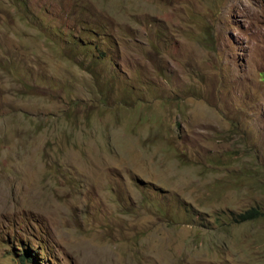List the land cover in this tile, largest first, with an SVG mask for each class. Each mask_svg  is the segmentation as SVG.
<instances>
[{
	"label": "rangeland",
	"instance_id": "obj_1",
	"mask_svg": "<svg viewBox=\"0 0 264 264\" xmlns=\"http://www.w3.org/2000/svg\"><path fill=\"white\" fill-rule=\"evenodd\" d=\"M0 264H264V0H0Z\"/></svg>",
	"mask_w": 264,
	"mask_h": 264
},
{
	"label": "trees",
	"instance_id": "obj_2",
	"mask_svg": "<svg viewBox=\"0 0 264 264\" xmlns=\"http://www.w3.org/2000/svg\"><path fill=\"white\" fill-rule=\"evenodd\" d=\"M87 44H85V46H86ZM89 46H91L92 47V49L93 48H98V47H96V45H89ZM53 49V48H52ZM100 48H98L97 50H99ZM71 49L69 48V51H70ZM92 51V50H91ZM54 52H56V50L54 51ZM94 52V51H93ZM68 54H70V53H68ZM67 54V55H68ZM93 61L96 63V58H94L93 57ZM262 216V213L258 210V209H252V210H250V211H248V212H246L245 214H242V215H240L239 216V219H240V221H243V222H246V221H253V220H256V219H258V218H260ZM23 256H25V257H27L28 258V260L29 261H32V258H31V256H30V253L28 252V253H25Z\"/></svg>",
	"mask_w": 264,
	"mask_h": 264
},
{
	"label": "crops",
	"instance_id": "obj_3",
	"mask_svg": "<svg viewBox=\"0 0 264 264\" xmlns=\"http://www.w3.org/2000/svg\"><path fill=\"white\" fill-rule=\"evenodd\" d=\"M52 53H53V51H52ZM53 54H55V52Z\"/></svg>",
	"mask_w": 264,
	"mask_h": 264
}]
</instances>
